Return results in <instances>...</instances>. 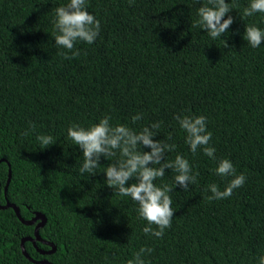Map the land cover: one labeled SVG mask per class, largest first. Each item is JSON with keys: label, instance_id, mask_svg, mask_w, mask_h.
I'll use <instances>...</instances> for the list:
<instances>
[{"label": "trees", "instance_id": "trees-1", "mask_svg": "<svg viewBox=\"0 0 264 264\" xmlns=\"http://www.w3.org/2000/svg\"><path fill=\"white\" fill-rule=\"evenodd\" d=\"M68 2L0 0V205L7 199L25 220L36 212L46 218L36 240L38 221L24 224L0 208V264H42L23 255L25 237L32 238L24 241L28 255L51 264H128L141 247L153 249L146 264H257L264 256V43L253 48L243 36L246 24L264 29V13L242 19L250 0H227L234 23L213 41L192 26L207 0H86L99 36L77 42L79 56L65 59L53 19ZM178 114L207 118L215 160L191 152ZM105 116L137 132L162 122L154 139L176 145L166 159L184 156L197 175L187 191L175 187L173 169L155 181L174 189L175 215L162 238L146 235L138 204L105 184L119 152L102 157L95 175L79 172L84 157L67 130ZM42 134L55 143L41 149ZM222 159L247 179L231 197L209 200L208 185L223 191L233 178L215 173Z\"/></svg>", "mask_w": 264, "mask_h": 264}, {"label": "clouds", "instance_id": "clouds-1", "mask_svg": "<svg viewBox=\"0 0 264 264\" xmlns=\"http://www.w3.org/2000/svg\"><path fill=\"white\" fill-rule=\"evenodd\" d=\"M133 3L134 0H129V4ZM232 10L233 7L227 0H207V3L198 9V18L192 26L204 30L215 41L222 38L234 23V17L229 15ZM256 13H264V0H250L241 18L245 19ZM53 25L56 46L67 50L61 53L65 59L79 56L77 42L94 43L101 29L100 21L87 10L86 0H69L66 5L56 7ZM243 38L251 47L258 48L264 43V29L246 24ZM228 46L227 40H224V47ZM69 52L71 56L68 55ZM131 119L135 123L142 119V115L138 113ZM175 119L186 132L185 143L190 146L191 152L196 154L203 151L206 156L215 160L216 150L210 143L212 133L207 129V118L204 115L178 114ZM110 121L111 117L105 116L88 128L76 124L68 128L67 136L74 145L79 146L84 157L79 172L82 176H93L101 165L102 157L110 159L119 152L120 158L104 170L105 184L112 188L115 194L130 197L138 204L139 218L147 221V226L143 228L146 235L162 238L165 230L171 227L175 215L169 195L174 189L168 185L157 186L155 181L163 178L167 169H173L177 173L174 177L175 187L179 186L187 191L190 185L197 182V175L193 174L192 165L184 156L177 155L173 161L166 159V152L173 151L176 145L154 139L162 122L145 126L137 132L122 124L112 125ZM30 127L34 130L35 124H30ZM166 139L171 140L172 134L169 133ZM37 140L41 149L55 143L51 135H39ZM141 148L144 151H140ZM214 171L221 177L233 178L223 191L215 183L208 185L206 191L211 195L206 198L209 200L231 197L233 191L242 187L247 179L243 173L236 174V169L229 159L220 160ZM130 181L134 182L129 183ZM152 251L149 247H141L128 264H146L144 256ZM257 264H264V256L258 258Z\"/></svg>", "mask_w": 264, "mask_h": 264}, {"label": "water", "instance_id": "water-1", "mask_svg": "<svg viewBox=\"0 0 264 264\" xmlns=\"http://www.w3.org/2000/svg\"><path fill=\"white\" fill-rule=\"evenodd\" d=\"M7 183L8 181L6 182L5 186H4V195H6V190H7ZM12 208L16 214V216L20 219L21 222H23L24 224H28V225H31V224H34L35 222L38 221V223H36L35 225V228H34V237L36 240H41L40 236H39V228L41 226L44 225L45 221H46V218L45 216L42 214V213H39V212H36L35 215L29 219V220H25L21 217V214H20V210H19V207L10 203L7 199H6V203L4 205H0V208L4 209V208ZM25 240H32V238L30 237H25V238H22L21 239V242H20V246H21V251L23 253V255L29 259L30 261L34 262V263H42V264H51L50 262H48L47 260H41V261H35L34 259H32L28 253L26 252L25 248H24V241ZM45 242V241H44ZM46 244L50 245L52 247V250L50 251H47V253H50L52 251H54L55 249V245L50 243V242H45ZM42 253H45L44 251H42Z\"/></svg>", "mask_w": 264, "mask_h": 264}]
</instances>
